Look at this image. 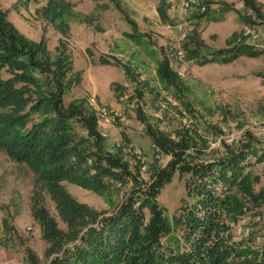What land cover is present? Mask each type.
Returning <instances> with one entry per match:
<instances>
[{
	"label": "rangeland",
	"instance_id": "obj_1",
	"mask_svg": "<svg viewBox=\"0 0 264 264\" xmlns=\"http://www.w3.org/2000/svg\"><path fill=\"white\" fill-rule=\"evenodd\" d=\"M65 1L71 3L74 14L64 20L67 25L64 29L60 20L50 21L43 14L47 0H0V10L6 13V19L19 34L34 43H42L52 58L59 51L65 52L77 80L63 95L64 106L70 101L85 99L86 107L97 115L98 129L108 150L120 149L123 161H130L131 166L138 159V181L149 183V165L157 162L163 167L170 159L169 155L154 150L145 131L146 123L166 131L176 140L178 133L189 130L192 138L187 153L194 160L218 157L224 150L223 142L239 146L250 139L248 133L259 139V142L253 141L258 155L264 151V18L243 23L239 12L253 20L254 17L245 13L243 7L239 8L238 0H212L203 17L184 14L177 3L172 7L174 1L164 0V8L169 9L165 20L156 12L158 0ZM259 1L264 15V0ZM231 2L234 5L226 8ZM128 20L137 23L138 40L125 36V32L134 30ZM239 22L240 29L233 38L230 36V47L239 38L251 42L252 32L259 33L262 37L258 40L259 54H242L230 62L203 65L187 57L183 45L191 47L195 39L202 42L201 53L209 52L207 46L223 48L224 30L237 31ZM173 46L183 50L181 60L174 57L170 49ZM164 56L177 73L179 91L160 79L158 64ZM123 66L128 67L127 72ZM35 75L42 80L40 75ZM2 76L8 74L3 71ZM138 110L145 117V125L137 118ZM5 111L0 108V114ZM75 127L80 135L86 134L78 122ZM121 131L128 141L122 140ZM195 133L207 141L206 146ZM248 160L251 165L246 171L258 176L255 189H264V160L256 162L252 154H248L245 161ZM184 180L185 175L174 173L158 196L168 217L184 201H192L185 194ZM62 185L76 200L97 211L99 217L115 211L128 189L125 186L116 190L119 185L113 183L99 194L68 182ZM258 204L261 206H249L239 214L237 221L224 215L222 210L219 212L221 222L227 226L223 233L230 234L235 241L248 243L242 244L237 252L245 251L248 245L258 249L264 243V201ZM41 207L56 220L61 232H68L45 187L36 182L23 163L10 159L0 150V264H31L28 253L37 264H46L56 256L58 251H52L51 242L41 236V227L33 217L34 209ZM4 220L7 221L5 229ZM176 236L178 231L162 238V246L168 249L181 244L179 238L177 243Z\"/></svg>",
	"mask_w": 264,
	"mask_h": 264
},
{
	"label": "trees",
	"instance_id": "obj_2",
	"mask_svg": "<svg viewBox=\"0 0 264 264\" xmlns=\"http://www.w3.org/2000/svg\"><path fill=\"white\" fill-rule=\"evenodd\" d=\"M203 1L206 5L213 2ZM240 1L245 13L254 17L253 20L239 12L243 23L264 18L257 0ZM157 11L162 20L167 19L164 0ZM43 14L50 21L60 20L64 29L67 28L64 20L74 13L71 3L65 0H47ZM128 21L134 30L125 32V36L138 40L137 24ZM192 43L191 47L188 44L183 47L187 57L200 65L230 62L242 54L255 56L261 51L239 45L201 53L202 42L195 39ZM102 59L107 61L105 57ZM123 67L127 72L128 67ZM71 70L65 52L59 51L52 58L42 43L19 34L0 10V108L6 109L0 114V150L33 173L68 227L67 233L61 232L45 208L34 209L33 217L41 227V236L51 242L53 252L58 251L46 264H264V243L261 248L248 245L245 251L237 252L242 244L248 243L235 241L230 234L223 233L227 226L219 214L222 210L237 221V216L249 206L260 207L258 202L264 201V189H255L258 176L246 171L251 161H245L248 154L255 155L256 162L264 160V151L258 155L253 146V141L259 139L248 133L250 139L239 146L223 142L220 156L194 160L187 153L192 138L189 130L173 139L157 126L145 125V117L138 110L137 118L145 125L154 150L170 156L163 167L151 163L149 183L142 184L136 179L138 159L131 166L130 161H123L120 149L108 150L98 129L97 115L86 107L85 99L64 106L63 95L77 80ZM3 71L7 77L2 76ZM158 73L161 81L179 91L180 80L166 56L158 64ZM75 122L85 130L84 136L77 133ZM121 135L122 140L128 141L124 131ZM195 137L207 145L200 134L195 133ZM176 172L185 175V194L192 201H184L168 217L158 196ZM62 182L99 194L113 183L119 185L116 190L125 186L128 189L115 211L99 217L97 211L76 200ZM3 227L7 228L6 220ZM176 231L177 243L180 239L181 244L164 248L162 238ZM28 254L30 263L37 264L32 254ZM240 258H244L241 263L232 262Z\"/></svg>",
	"mask_w": 264,
	"mask_h": 264
},
{
	"label": "built area",
	"instance_id": "obj_3",
	"mask_svg": "<svg viewBox=\"0 0 264 264\" xmlns=\"http://www.w3.org/2000/svg\"><path fill=\"white\" fill-rule=\"evenodd\" d=\"M172 1H174V3H171L172 5L177 3L181 11L187 15H200L207 11V5L204 3L203 0H171V2ZM241 7H243V4H241ZM260 37L261 35L259 33L253 34L252 32L251 42L247 40L242 41L239 38L235 45H252L260 48L261 44L258 41L259 39L262 40V37ZM170 49L173 50L174 57L178 60H181L184 57V52L179 46H173Z\"/></svg>",
	"mask_w": 264,
	"mask_h": 264
},
{
	"label": "crops",
	"instance_id": "obj_4",
	"mask_svg": "<svg viewBox=\"0 0 264 264\" xmlns=\"http://www.w3.org/2000/svg\"><path fill=\"white\" fill-rule=\"evenodd\" d=\"M159 2H160V0H158ZM157 1V2H158ZM217 2H218V0H216ZM222 1H224V0H222ZM238 1H240V0H238ZM258 2H260L259 0H257ZM225 2V1H224ZM239 3H241L242 4V2L240 1ZM241 4L239 5V8L241 7ZM159 5V4H158ZM172 5V4H171ZM175 5V4H174ZM174 5L172 6V7H174ZM215 6H217L218 5V3H216V4H214ZM220 5V4H219ZM228 5L229 6H233L234 4H233V2H231L230 4L228 3ZM227 5V6H228ZM169 6V5H168ZM225 6V5H224ZM171 7V6H170ZM169 7V8H170ZM227 8V7H226ZM231 7H229V9H230ZM169 10V9H168ZM168 10H166V13H167V11ZM156 12H157V14H158V11H157V9H156ZM158 16H159V14H158ZM217 16V15H216ZM201 17H203V16H201ZM206 17V16H205ZM199 19V18H198ZM202 22V21H201ZM136 23V22H135ZM137 24V23H136ZM138 26V25H137ZM237 26H238V29H237V31L235 30V31H232V33H230L229 31L227 32V31H225L222 27H218V29H221V31L222 30H224V32H223V37H224V39H225V41H226V45L223 47V48H230V44L228 43V41L230 40V36L231 35H233V34H236L237 32H238V30L240 29V27H241V24H240V22H239V24H237ZM218 29H216V33H220V32H218ZM202 35V32H201V34H200V36ZM234 46H238V45H235L234 44ZM208 47V50L209 51H213V50H218V49H214V48H212V47H210V46H207ZM233 47V46H232ZM254 49H258V47H256V46H252ZM222 49V48H221ZM212 63H215V62H212ZM218 63H221V62H218Z\"/></svg>",
	"mask_w": 264,
	"mask_h": 264
}]
</instances>
